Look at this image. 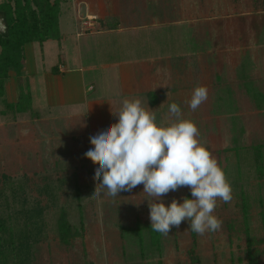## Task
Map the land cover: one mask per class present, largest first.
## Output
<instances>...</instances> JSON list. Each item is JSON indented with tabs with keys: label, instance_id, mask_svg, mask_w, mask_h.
<instances>
[{
	"label": "rangeland",
	"instance_id": "rangeland-1",
	"mask_svg": "<svg viewBox=\"0 0 264 264\" xmlns=\"http://www.w3.org/2000/svg\"><path fill=\"white\" fill-rule=\"evenodd\" d=\"M82 1L96 8L97 0H61L60 38L45 41L43 51L39 42L28 45L29 60L36 62L39 77L64 59V54L74 59L79 47L85 64L118 58L114 48L118 37L105 29L101 34L95 31V35L85 33L77 38L76 7ZM104 1L98 0L101 6ZM109 1L114 2L104 3ZM136 4L142 12L152 11L153 22L141 31L148 37L152 54L167 58L169 64L180 51L200 47L196 66L183 71L182 94L175 96L163 90L159 100L169 97V102L154 108L160 123L171 103L181 107L184 117L195 122L199 139L218 161L232 187L229 203L217 201L214 215L223 222L220 230L197 235L200 264H247L248 252L256 259L255 264H264V0H136ZM87 13L81 15L79 10L82 27ZM165 14L168 21L160 26L152 24L159 25L157 17L165 18ZM138 42H132V47L139 48ZM212 47L216 51L211 55ZM171 71L169 66L168 84L177 85L179 74L171 81ZM122 82L129 84L126 67ZM15 84L13 78L8 87ZM198 85L207 87L208 99L193 112L186 101ZM124 89L127 92L128 87ZM2 90L0 87V176L8 174L13 179L0 180V215L10 222L13 234L24 225L18 217H24L26 210L36 211L39 219V227L34 230L37 234L31 240L22 246L16 242L13 247L4 246L7 264H193L188 256L193 244L189 222L183 221L178 229L173 227L167 236L154 232L148 207L152 198L143 193L142 184L116 196L106 188L95 193L99 181L93 177L99 165L94 166L84 156L91 148L88 142L72 149L43 141L45 129L41 127L46 125L42 121L30 135L36 138V133L41 132L35 144L39 158L17 164L12 150L19 145L23 150L28 148L16 141L15 123L21 117L17 112L21 105L5 107L7 98ZM38 98L30 96L23 103L36 105ZM124 99L134 98L126 95ZM39 105L36 109L32 106L34 113H44ZM52 147L58 149L53 151ZM48 185L54 197L45 195ZM185 197L192 198L188 187L170 191L162 199L168 206L173 199L182 203ZM62 212L75 233L67 242L59 235ZM6 237L10 234L4 236L3 244Z\"/></svg>",
	"mask_w": 264,
	"mask_h": 264
},
{
	"label": "crops",
	"instance_id": "crops-1",
	"mask_svg": "<svg viewBox=\"0 0 264 264\" xmlns=\"http://www.w3.org/2000/svg\"><path fill=\"white\" fill-rule=\"evenodd\" d=\"M113 1L112 3L109 1L110 6L104 3L105 0L102 7L97 0L95 9L82 1L76 7L75 19H78L76 25L80 32V29L84 28V26H81L83 20L81 15L89 12L87 15L97 16L95 24L97 30H87V32H81L82 34L77 32V38L85 35V33L88 36L95 35V31H100L96 34H101L104 29L110 34L117 35L118 40L114 43V48L118 53L116 60H109L100 64L93 62L85 64L79 47V54L74 59L71 55L64 54V59L61 58L62 60L60 59L59 63L51 69L44 70L42 77H39L36 62L31 63L29 60L28 45L30 43L26 45V58L23 69L25 79L23 82H25V90L28 89L30 96L40 97L37 99L40 102L36 101V105L32 103L26 110L18 112L21 117L15 123L18 134L16 141L27 144L28 153L25 155L24 152L27 150H23L24 148L22 149L20 145L14 148L12 153L17 164L20 165L19 162L24 160L39 158L37 152L35 153L37 148L35 144L36 140H40L39 135L41 132L36 133V138L30 137V135L39 129L38 127L43 123L42 121L46 125L45 128L44 126L41 127V130H46H44L45 138H42L43 141L50 140V144L62 143L64 145L61 147L65 146L72 149H76V146L86 145L88 142L92 148L89 137L117 122L118 117L114 114L119 111L126 95L130 98H139L145 104V107L154 110L155 107L159 109L158 105H161V102H169H167L169 97L159 100L158 95H161L163 90L175 96L181 95L184 91L183 71L196 66L197 61L195 62V58L200 47L180 51L174 61H169L168 64L167 58H158L152 54L150 46H148V37L141 32L152 21V11L143 9L142 12L139 6H136V0L128 3ZM135 6L136 9H134ZM143 6H145L144 3ZM147 18L149 19L147 20ZM157 18H159V25L158 23H152L153 25L160 26L163 21H168L166 14L165 18L159 16ZM176 21L178 20L174 22ZM167 23H173V21ZM138 40L141 43L138 46L139 48L132 47V42L136 44L139 43ZM43 44H40L41 47L39 48L42 51L45 49ZM142 46L144 48L147 46L149 49L145 51ZM214 50L216 51L212 47L210 50L211 55L215 53ZM169 66L172 70L170 80L172 81L179 74L176 78L177 80L180 77L177 80L179 86H177L178 83L174 85V82L168 84ZM124 67L128 70V86L122 82ZM53 68L56 70H53ZM12 74L16 84L11 85V88H9L8 82L13 79ZM94 77H97V79H94ZM5 82L4 95L7 98L6 101L16 102L20 94L17 75L10 72V76ZM170 86L174 88L168 90ZM124 87H128L127 92H125ZM144 98L145 101H143ZM39 104H42L44 113H34L33 108L36 109L35 106L40 107ZM56 107L59 111H56ZM51 149L56 151L58 147H52ZM76 154L80 153L77 152ZM92 164L94 166L98 165L93 162Z\"/></svg>",
	"mask_w": 264,
	"mask_h": 264
},
{
	"label": "clouds",
	"instance_id": "clouds-1",
	"mask_svg": "<svg viewBox=\"0 0 264 264\" xmlns=\"http://www.w3.org/2000/svg\"><path fill=\"white\" fill-rule=\"evenodd\" d=\"M0 31L6 25L0 20ZM208 99L206 86L194 88L186 101L194 112ZM114 114V113H113ZM116 123L90 136L93 146L84 156L94 164L95 193L107 189L116 196L143 185L148 200L151 229L163 236L185 220L197 235L219 231L222 220L214 215L217 201L229 203L232 187L218 161L199 139L195 122L185 118L181 107L171 103L168 115L157 123L155 110L139 98L124 99ZM188 187L192 198L166 206L162 197Z\"/></svg>",
	"mask_w": 264,
	"mask_h": 264
},
{
	"label": "trees",
	"instance_id": "trees-1",
	"mask_svg": "<svg viewBox=\"0 0 264 264\" xmlns=\"http://www.w3.org/2000/svg\"><path fill=\"white\" fill-rule=\"evenodd\" d=\"M62 13L61 0H3L0 1V18L6 25V31H0V87L4 90V81L10 76V72L17 75L20 94L16 102H5V107L9 105H21L17 112L26 110L30 106L24 104L30 98V92L26 93L23 87V69L26 58V45L32 42L43 44L49 39L60 38L59 18ZM53 70H56L53 68ZM2 90V91H3ZM24 108V109H23ZM8 174H2L0 180L11 181ZM49 191L48 185L44 193L48 198L54 197ZM22 195V194H20ZM51 195V196H50ZM50 203V201H49ZM36 211L31 209L24 212V217H18L23 220V226L17 227L13 234L10 222L0 215V264H7L9 258L4 250V246L20 245L31 240L39 227V219ZM150 226V223H147ZM35 225L37 227H35ZM60 239L67 242L70 237L75 235L72 226L69 224L66 213L62 212L58 222ZM40 230H42L40 228ZM38 230V232H41ZM10 237L3 240L4 236ZM193 244L188 249V256L193 264H200L201 260L197 253L198 238L197 234L192 232ZM16 242V244H15ZM248 245V250L250 249ZM249 261L247 264H255L256 259L248 252ZM16 264H28V262L16 261ZM13 263V264H14Z\"/></svg>",
	"mask_w": 264,
	"mask_h": 264
},
{
	"label": "built area",
	"instance_id": "built-area-1",
	"mask_svg": "<svg viewBox=\"0 0 264 264\" xmlns=\"http://www.w3.org/2000/svg\"><path fill=\"white\" fill-rule=\"evenodd\" d=\"M96 20V15H88L87 19L83 21L84 28L79 32V34H82L81 32H86L87 30L95 28Z\"/></svg>",
	"mask_w": 264,
	"mask_h": 264
}]
</instances>
